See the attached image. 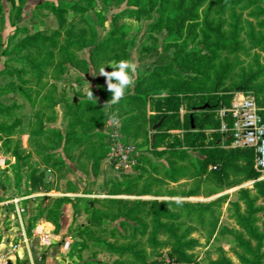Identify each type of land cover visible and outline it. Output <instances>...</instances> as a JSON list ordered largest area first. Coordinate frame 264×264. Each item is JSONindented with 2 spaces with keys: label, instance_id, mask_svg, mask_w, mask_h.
Instances as JSON below:
<instances>
[{
  "label": "rangeland",
  "instance_id": "1",
  "mask_svg": "<svg viewBox=\"0 0 264 264\" xmlns=\"http://www.w3.org/2000/svg\"><path fill=\"white\" fill-rule=\"evenodd\" d=\"M94 1L87 14L80 16L69 12L67 20L72 23L75 35L86 30L87 24L93 26L97 40L107 36L111 27L117 29V36H122L123 42L115 48L116 60L112 54H107L90 62V48L81 51L72 48L74 60L67 64L66 73L55 80L51 78L50 68L46 67L39 78L26 61H19L28 51L16 55L11 51L26 34L42 32L48 36L54 29L45 24L40 30L32 28L33 33L24 29L26 33L18 34L9 43L7 38L16 29L12 32L8 29L10 33L7 31L1 39L0 89L14 90L0 97L2 105L13 106L0 115V165L9 171V175L3 174L2 184L12 189L18 182L24 193L28 191V176L32 172H43L44 192L54 190V212L60 207L58 198L68 194L71 200L68 210L73 218L69 235L74 239L75 251L82 264H221L225 261L242 264L238 258L242 251L229 232L241 234L252 249L256 247V242L248 238L234 215L247 213L245 199L251 200V220L262 232L264 200L257 194L255 183L264 182V172L257 171L253 161L251 170L258 175L256 179L233 169L219 180L215 167L202 163L205 151L213 149L211 142L215 131H207L205 140L195 148H185L176 143L182 139L184 130L173 129L159 140L157 149L151 148L148 141L157 131L150 129V117L156 113L152 104L156 96L150 94L153 91L151 82L155 79L149 75L157 73L161 81L177 78L188 81L192 91L197 89L230 96V104L234 98L243 95L264 110V14L255 15V7L240 6L235 7L234 12L227 9L219 14L218 5L212 4L208 17L212 29L220 19L223 22L220 33L224 39L233 36L234 24H237L239 33L235 39L237 48L227 47L211 55L197 50L204 41L202 30L208 36L207 45L215 41L212 32L203 27L207 3L192 13V19L183 23L181 38L175 39L168 33L171 24L161 25L162 20H157L159 13L150 8L147 0H142L138 6H129L125 0L122 3ZM193 1L184 0V10ZM11 4L9 15L13 17L19 2L11 0ZM256 5L264 9V0ZM4 15L2 12L0 20ZM121 28L124 29L120 31ZM44 54L33 52L38 60L45 57ZM180 55L189 59L184 67L175 63ZM120 60L134 63L136 71L129 70L133 83L125 89L124 97L113 104L112 93L107 90L100 70L104 68L111 72L113 69L109 65ZM84 61L88 62V67L79 64ZM169 64L179 76L162 71L160 67ZM12 71L19 73H7ZM237 87L246 89L237 90ZM136 88L150 94L144 107L126 100L136 93ZM212 89L216 92H211ZM89 91L93 93V99L88 98ZM100 91L103 92L100 94ZM84 101L96 103L104 112H100L101 117L93 110V114L86 109L80 111L84 107L80 104ZM179 109L182 122L189 110L186 104ZM212 114L217 116V113ZM90 115L97 117L95 122L87 120ZM113 116L116 122H113ZM40 124L43 129L58 130L63 137L66 134L71 136L67 142L58 144L50 134H40ZM225 139L221 135L218 150L244 149L232 147L231 142L225 143ZM117 143L136 148L139 154L135 165L116 168L111 159V148ZM47 156H52V161L46 163ZM236 164L242 167L246 162L239 160ZM169 173L173 174L175 182L168 181ZM144 191L143 196L137 197ZM187 192L189 196L182 195ZM49 200L50 203L54 199ZM44 202L46 200L42 205ZM166 202L173 203L166 211L175 218L162 217L161 223L176 229L179 234H187V240L195 241L191 247L185 248V258L172 253V241L164 229L157 232L155 246L148 240L153 227V210ZM88 221L93 224L88 226ZM104 244L133 248L135 254L112 252ZM262 262L264 264V259Z\"/></svg>",
  "mask_w": 264,
  "mask_h": 264
},
{
  "label": "trees",
  "instance_id": "2",
  "mask_svg": "<svg viewBox=\"0 0 264 264\" xmlns=\"http://www.w3.org/2000/svg\"><path fill=\"white\" fill-rule=\"evenodd\" d=\"M118 3H122L124 0H115ZM127 5H141V1L137 0H125ZM137 1V2H134ZM150 8L154 10V12L159 13L157 20H162L163 26H169L168 33L170 36L173 35L175 39L181 38V30L184 28V22L192 19V13L201 7L204 3H207V13L205 14L203 20V27L208 32H212L214 35L215 41L212 44L207 45L205 41H207L208 36L205 35V30H202V34L204 36V41L197 48L199 52L207 51L208 54H214L216 51L225 48H237L238 43L236 42V38H238L239 28L237 24L233 25L234 33L230 39H224L222 34L220 33L223 22L219 19L217 20V26L212 29L210 23L208 22L210 6L212 4L218 5V13L223 14L225 10H230V12H234L235 7H255L257 9V14H264V9L260 8L256 3L258 1L263 2V0H195L190 3V6L187 10H184V0H147ZM19 8L15 12V17H17L21 11L20 6L24 3V0H18ZM94 0H75L73 2L61 1L57 4H52L46 2L39 6L52 14L57 22V29L51 31V33L47 36L45 33L37 32L34 34H26L25 37L13 48L11 51L12 54L16 55L23 51H28L24 58H21L19 61H26V64L33 68L36 71L39 78L42 74L44 68H50L51 70V78L58 79V76L66 73L67 64H71L74 60V52H72V48L75 50L81 51L85 48H90L89 51V61L93 62L95 58L99 55L106 56L107 54H112L113 60L117 59L118 54L115 49L120 43L123 42L122 36H117V29L110 28L107 36L102 38L101 40H97V32L93 26L87 24L86 30H81L78 34H73V26L72 23L68 22L67 15L69 12L74 15L84 16L91 9ZM3 12V8L0 3V15ZM254 15V14H253ZM86 19V18H85ZM237 21V18H233ZM86 23V20H83ZM3 24L4 20L1 18L0 20V42L2 39L3 32ZM124 28H121L122 31ZM26 33V31L20 30L16 28L15 32L7 38V42L13 41L18 34ZM88 35V36H87ZM180 35V36H179ZM64 37L62 42L59 43V39ZM88 37V39H87ZM258 45V44H257ZM10 52V53H11ZM33 52L36 55H42L45 53V57L41 60L36 59L33 56ZM5 54H7L5 52ZM186 56H181L176 58L175 63L179 64L181 67L186 66ZM55 60H58L57 62ZM61 60L63 62H61ZM189 61V59H187ZM79 64L88 67V62H79ZM164 73L172 72L175 76H179V73L173 68L172 64L167 66L160 67ZM8 74L19 73L17 72H7ZM149 77L154 78L152 81L153 91L151 94L155 95V99L153 100L155 106V115L150 117V129L152 130V125L158 122L160 119L164 118L161 126L157 130L156 134H152L151 139L148 141L151 148L157 149L159 146V140L168 136L167 133L170 130H184L182 135V139L177 143L178 147L185 148H195L196 145L206 138L207 131H215V137L212 139L211 144L213 145L212 150L205 151V158L202 160L204 166H213L215 167V174L220 180L225 173L229 170H236L240 173L247 175L248 177L257 178V174L251 170L252 162L255 159V153L252 149H243V150H218V142L220 141L221 133L220 129V121L215 114L221 108H227L230 106V96H218L216 94L204 91H199L195 89L191 90L192 85L188 81H181L177 79H168L165 81H161V77L157 74H150ZM195 80L196 78H192ZM144 81V78L140 80ZM237 90H245V87H237ZM136 93L126 98L129 101H135L137 105L140 107H144L146 105V97L150 95L148 92L137 91ZM14 90H1L0 89V97L9 92H13ZM103 91H100V94ZM211 92H216L215 89H212ZM206 93V94H205ZM187 106L189 110L188 114H185L183 117V121H180V109L182 105ZM80 105L84 106L80 109L88 110L95 112L99 118L101 117L100 112L104 113L100 107L91 101H84ZM206 106V107H205ZM13 106H4L0 103V115L8 112L12 109ZM79 107V106H78ZM199 108H203L201 111H198ZM91 112V113H92ZM94 113V114H95ZM93 114V113H92ZM264 116V112L261 113ZM215 116V117H214ZM95 115L87 116V120L95 122ZM191 120L193 123L191 124ZM40 121V120H39ZM228 126H231V120H227ZM40 124V128L38 131L40 134H50L53 136L56 141L59 142L64 141L67 142L69 140L70 134H66L64 137L62 133L55 129H43ZM37 132V133H39ZM154 136V139L152 137ZM48 138H46L47 140ZM225 143H230V139L226 136ZM215 146V147H214ZM52 156H47L46 163L48 161H52ZM239 160H244L246 164L242 167L236 164ZM54 164V162L52 163ZM168 181L175 182L176 179L173 177L172 173L167 175ZM45 177L43 172H32L28 176V184L32 191H36L40 188H44L45 186ZM44 186V187H43ZM255 190L257 194L264 200V182L255 183ZM144 192L138 193L139 196L144 195ZM118 195V194H117ZM184 196H189L190 193L182 194ZM46 200V198H44ZM58 203L62 201H66V199L57 200ZM247 205V213L244 215L235 214L234 218L238 225L242 228V230L246 233L249 239L254 240L256 242V247L254 249L251 248L250 242L244 240L241 234L237 232H229L232 234L234 240L237 243L238 248L242 251L239 254L238 258L242 264H263L264 252H262V247L264 244V229L259 231L258 227L253 225L252 219V202L249 199H245ZM173 205L171 202L162 203L160 207H157L153 210L152 215V232L149 236L148 240L154 244L156 243V234L157 232L164 229L169 234V238L172 241V253L183 256L184 258V250L185 248L191 247L195 244L193 240H187V234H179L178 231L171 226H167L161 223V218L164 217L166 219L175 218L172 214H169L166 211V208ZM95 222V220H94ZM88 226L93 224L88 221ZM87 232V229L85 230ZM105 247L108 248L109 251L116 253H124L130 252L134 253L133 248H115L111 244H104ZM219 264V263H217ZM221 264H231L228 261L222 262Z\"/></svg>",
  "mask_w": 264,
  "mask_h": 264
},
{
  "label": "crops",
  "instance_id": "3",
  "mask_svg": "<svg viewBox=\"0 0 264 264\" xmlns=\"http://www.w3.org/2000/svg\"><path fill=\"white\" fill-rule=\"evenodd\" d=\"M60 1L64 0H24L19 15L11 17V0H0L6 14L3 16L2 39L8 29L10 32L16 28L28 29L33 33L32 28L40 30L45 24L55 30L54 16L38 7L46 2L57 4ZM3 174L9 175V171L0 165V264H82L75 251L74 239L69 235L73 218L68 210L71 204L68 194L58 198L66 201L60 202L59 209L54 212V190L32 191L28 184V191L23 193L18 182L10 189L2 184ZM44 198L46 202L42 205ZM49 198L54 200L49 203Z\"/></svg>",
  "mask_w": 264,
  "mask_h": 264
},
{
  "label": "built area",
  "instance_id": "4",
  "mask_svg": "<svg viewBox=\"0 0 264 264\" xmlns=\"http://www.w3.org/2000/svg\"><path fill=\"white\" fill-rule=\"evenodd\" d=\"M264 110L257 107L251 98L239 95L227 108L217 111L219 132L230 139L231 146L252 149L255 153V169L264 172ZM231 120L228 126L227 120ZM138 151L135 147L117 143L111 148V159L118 169L135 165Z\"/></svg>",
  "mask_w": 264,
  "mask_h": 264
},
{
  "label": "clouds",
  "instance_id": "5",
  "mask_svg": "<svg viewBox=\"0 0 264 264\" xmlns=\"http://www.w3.org/2000/svg\"><path fill=\"white\" fill-rule=\"evenodd\" d=\"M109 67H111L113 71L106 72L104 68H101L100 75L105 77L107 90L112 93L111 103L115 104L124 97L125 89L133 83L129 70L135 73L136 65L127 60H120L118 62L113 61ZM88 98H94L91 91L88 92ZM112 120L116 122L115 116L112 117Z\"/></svg>",
  "mask_w": 264,
  "mask_h": 264
},
{
  "label": "water",
  "instance_id": "6",
  "mask_svg": "<svg viewBox=\"0 0 264 264\" xmlns=\"http://www.w3.org/2000/svg\"><path fill=\"white\" fill-rule=\"evenodd\" d=\"M206 107V106H205ZM203 108H199L198 110H202ZM164 121V118L160 119L158 122H156L155 124L152 125V131L156 132L159 127L161 126L162 122ZM193 123V121L191 120V124ZM152 139H154V136L152 137Z\"/></svg>",
  "mask_w": 264,
  "mask_h": 264
}]
</instances>
